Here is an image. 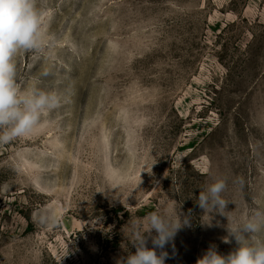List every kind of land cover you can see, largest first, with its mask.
<instances>
[{
	"label": "rangeland",
	"instance_id": "obj_1",
	"mask_svg": "<svg viewBox=\"0 0 264 264\" xmlns=\"http://www.w3.org/2000/svg\"><path fill=\"white\" fill-rule=\"evenodd\" d=\"M37 7L48 44L18 54L17 78L62 103L0 144V264H117L134 222L176 209L189 223L165 264L234 251L227 217L196 199L224 179L229 226L264 208V0ZM48 207L53 228L35 222Z\"/></svg>",
	"mask_w": 264,
	"mask_h": 264
},
{
	"label": "clouds",
	"instance_id": "obj_2",
	"mask_svg": "<svg viewBox=\"0 0 264 264\" xmlns=\"http://www.w3.org/2000/svg\"><path fill=\"white\" fill-rule=\"evenodd\" d=\"M37 3L38 0H0V144L29 135L44 114L62 103L57 92L36 87L25 89L17 78L18 54L42 52L48 44ZM44 75L49 73L45 71ZM238 179L243 184V178ZM226 188L224 179H216L200 191L196 203L204 212L227 217L229 237L234 238L238 247L226 256L210 247L196 264H264V208L254 209L229 226L226 206L232 202L222 195ZM181 215L178 209L170 213L153 212L144 222H134L132 244L136 251L117 264H165L168 258L165 246L189 223L188 216L182 220ZM35 222L41 227L53 228L60 224L61 216L55 207L41 208L35 213ZM153 230L155 236L151 235ZM149 236L152 248L147 246ZM229 237H224L225 243L230 242ZM157 249H160L159 254Z\"/></svg>",
	"mask_w": 264,
	"mask_h": 264
},
{
	"label": "water",
	"instance_id": "obj_3",
	"mask_svg": "<svg viewBox=\"0 0 264 264\" xmlns=\"http://www.w3.org/2000/svg\"><path fill=\"white\" fill-rule=\"evenodd\" d=\"M65 225H66L67 228L69 227V225L66 222H65Z\"/></svg>",
	"mask_w": 264,
	"mask_h": 264
}]
</instances>
